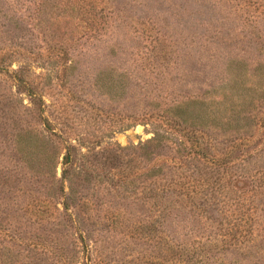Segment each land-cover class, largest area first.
<instances>
[{"label": "rangeland", "instance_id": "374dc122", "mask_svg": "<svg viewBox=\"0 0 264 264\" xmlns=\"http://www.w3.org/2000/svg\"><path fill=\"white\" fill-rule=\"evenodd\" d=\"M139 91L213 129L125 118ZM0 264H264V0H0Z\"/></svg>", "mask_w": 264, "mask_h": 264}, {"label": "trees", "instance_id": "16d2710c", "mask_svg": "<svg viewBox=\"0 0 264 264\" xmlns=\"http://www.w3.org/2000/svg\"><path fill=\"white\" fill-rule=\"evenodd\" d=\"M71 64H67V62H64L63 65V71H68V70H72L73 69V65L74 63L72 61H70ZM99 74L95 75V78H97ZM120 76L123 78L124 75H122V73L120 74ZM101 76L99 77V79H96V81H94L95 83H97L98 80L101 81V86L102 87H109L111 86L110 82L107 81L106 79H101ZM129 78V77H127ZM167 76L165 75H161L159 76V78H157V80L159 81V83H164L166 80ZM124 79V78H123ZM95 80V79H94ZM109 90V88H108ZM28 93L30 94V96L33 94V92H31V90H28ZM126 94H127V90H126ZM148 94L149 93H143V95L140 93H138V100L135 103V105L133 106V114L132 116H126L125 118L127 119H131L133 121H135L137 118L142 117V116H146V114L150 113L151 115H156L157 118L163 119V120H167L172 122L173 124H176L177 126H180L182 128H190L194 125H196L195 129L198 128H202V132L204 131V133L207 135L208 130L209 129H213L211 128V124L212 121L216 118H214V115L212 117V114H210V112H207L206 110L208 109L207 107L209 105L205 104V102L203 101V99L199 96H195V95H182L180 97L177 96H170L172 94L169 93L166 96L168 97V101L165 103H157V102H151L150 104L147 103V101H144L148 98ZM35 97V96H34ZM36 100H38V102L42 101L41 96L36 98ZM34 99L30 102H33ZM214 101V100H213ZM35 103V102H34ZM147 103V104H146ZM43 102H41L39 105H37L38 111L39 112H43V107H42ZM149 106V107H148ZM148 107V108H146ZM198 117V118H197ZM42 124L44 127V130L42 129L41 132H39V135L35 134V133H30V137H32L35 141L36 144L32 145L33 147L35 146H40L41 144L43 145V141H42V136L44 135V132H49L52 134V136H56L61 138L60 136H57L55 133V127L54 125L49 122V120L47 118H44L42 120ZM193 129V130H195ZM207 131V132H205ZM168 142H170L169 140H167L165 138V136L160 135V134H154V136L148 140H146L144 143H142L138 149L145 151L147 147H150L151 149L157 148V150L154 152L152 157H160L162 154H165V151H160L159 148L160 147H167ZM72 158H71V154L69 149H66V153L62 156V160H61V165H62V171H61V180H67L66 178V174L67 172H71L72 168L69 167L70 164L71 166L72 163ZM172 166V165H171ZM69 167V168H68ZM62 192H63V187H62ZM73 193V190L70 188L68 190V193L65 194L62 198V207H63V217L65 216V222H67V224L69 225V227H73L76 230H79L78 225L81 224V218L80 220L76 218V216H74L72 213L68 212V207L69 204L67 202V200H71V195ZM64 194V193H63ZM70 203V202H69ZM81 216L83 217V221L87 218L86 213H82ZM82 234L79 233V238L80 240H83V236H81Z\"/></svg>", "mask_w": 264, "mask_h": 264}]
</instances>
